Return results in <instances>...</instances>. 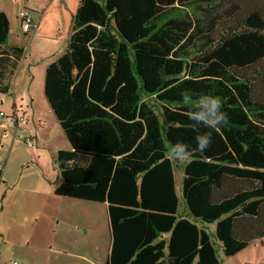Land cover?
<instances>
[{"label": "trees", "instance_id": "obj_1", "mask_svg": "<svg viewBox=\"0 0 264 264\" xmlns=\"http://www.w3.org/2000/svg\"><path fill=\"white\" fill-rule=\"evenodd\" d=\"M7 32L0 11L9 81ZM43 92L70 145L54 194L105 203L104 264H219L197 222L226 257L264 238V0H79Z\"/></svg>", "mask_w": 264, "mask_h": 264}, {"label": "rangeland", "instance_id": "obj_2", "mask_svg": "<svg viewBox=\"0 0 264 264\" xmlns=\"http://www.w3.org/2000/svg\"><path fill=\"white\" fill-rule=\"evenodd\" d=\"M0 3L8 22L6 42L27 47L29 34L23 32L17 13L21 9L32 13V0ZM36 79L30 87L32 95L28 93L30 78L23 84L18 81L15 90L21 102L19 113L27 124L19 126L15 135H1L0 264L10 260L18 264H104L110 246L105 203L54 194L60 179L53 158L58 149L69 150L70 145L45 98L44 79L41 83ZM1 109L8 110L0 103ZM26 137L32 138V147L24 141ZM172 161L180 194L186 159L172 157ZM197 224L213 241L219 264H264V238L226 257L214 237L215 222Z\"/></svg>", "mask_w": 264, "mask_h": 264}, {"label": "crops", "instance_id": "obj_3", "mask_svg": "<svg viewBox=\"0 0 264 264\" xmlns=\"http://www.w3.org/2000/svg\"><path fill=\"white\" fill-rule=\"evenodd\" d=\"M78 4V0H32L29 10L32 12L31 15L36 27L28 32L23 31L25 34H29L28 46L25 47L23 43L17 42H6L3 45V47L17 45L23 49L22 56L17 60L16 67L9 81L6 79V71L2 68L0 62V83H8L7 90L5 92L0 91V103L3 106L6 105V109H8L6 113L14 111L20 114L21 102H18V92H15L18 81L23 84L30 78L28 93L32 95L30 90L32 82L37 78L38 83L39 81L41 83L42 79H44L46 66L65 51L72 17ZM1 7L0 3V11L6 15V11ZM8 56L11 57L10 55ZM2 62L5 64V61ZM30 101L33 104V98ZM2 111L5 112V110ZM33 115L35 116V110ZM3 128L2 134L0 133V143L2 138H6L10 133L15 135L14 133L18 129V127L14 129L10 126Z\"/></svg>", "mask_w": 264, "mask_h": 264}, {"label": "built area", "instance_id": "obj_4", "mask_svg": "<svg viewBox=\"0 0 264 264\" xmlns=\"http://www.w3.org/2000/svg\"><path fill=\"white\" fill-rule=\"evenodd\" d=\"M17 18L20 22V26L23 31L28 32L32 29L34 30L36 25L33 22L32 15L29 11L26 9H21L17 13ZM27 122L26 118L23 115H20L14 111L12 112H4L0 110V125H3L4 127H13L16 129L20 125H25ZM24 141L29 146H33V140L31 137H26ZM9 264H18L16 260H10Z\"/></svg>", "mask_w": 264, "mask_h": 264}]
</instances>
